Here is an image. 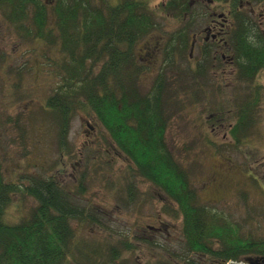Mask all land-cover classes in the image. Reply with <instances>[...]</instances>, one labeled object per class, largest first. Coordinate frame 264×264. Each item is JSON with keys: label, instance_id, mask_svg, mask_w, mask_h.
<instances>
[{"label": "trees", "instance_id": "1", "mask_svg": "<svg viewBox=\"0 0 264 264\" xmlns=\"http://www.w3.org/2000/svg\"><path fill=\"white\" fill-rule=\"evenodd\" d=\"M150 1L0 0V13L23 37L48 45L42 52L45 62L38 65L50 68L55 86L44 110L56 127L61 151H67L63 139L74 113L87 114L105 132L100 137L107 138L125 157L130 170L174 204V216L182 217L185 250L198 260L185 259L186 264H199L200 260L264 264V238L242 235L227 218L200 205L188 173L165 138L172 115L185 106L177 100L187 97L185 77L192 75L196 80L204 75L206 61L214 63L211 55L222 49V44L230 54L232 76L239 83L252 82L264 71V29L251 8L264 0H209L226 9L228 30L221 44L211 40L199 48L202 61L195 69L180 71L178 90L174 91L176 82H168L166 71H176L177 61L193 56L197 38L190 35V26L194 17L187 0H166L157 7L159 11L150 8ZM185 13L190 21H184ZM160 16H173L180 27L166 36L161 69L146 89L141 76L148 67L136 57V45L156 29ZM254 103L258 104L255 98L243 103L231 130L238 143L250 127ZM20 192L32 198L35 206L19 222L8 224L5 210L12 196ZM86 218L84 209L74 205L71 194L56 178H30L24 185L10 183L0 162V264H115V249L108 256L103 248L77 238L71 222Z\"/></svg>", "mask_w": 264, "mask_h": 264}, {"label": "rangeland", "instance_id": "2", "mask_svg": "<svg viewBox=\"0 0 264 264\" xmlns=\"http://www.w3.org/2000/svg\"><path fill=\"white\" fill-rule=\"evenodd\" d=\"M110 1L116 4L119 0ZM164 1L151 0L149 6L159 11L157 7ZM187 1L194 17L190 35L197 38L196 50L191 58L177 61L176 71H166L170 83L179 79L182 69H195L202 61L198 50L212 35L207 27L215 21L229 22L225 8L209 0ZM251 8L264 29V3ZM184 16L185 22L190 21L187 13ZM205 16L211 17L209 21ZM178 27L180 22L173 16H160L156 29L136 45V57L148 67L141 76L146 89L161 69L166 36ZM157 43L160 53L148 59L147 47ZM222 45L211 55L214 63L206 61L204 75L196 80L192 75L185 77L187 97L177 99L185 106L172 115L165 138L174 158L188 173L200 205L227 218L242 235L264 238V71L252 82L239 83L228 64L230 54ZM46 46L39 39L23 37L0 13V162L6 181L24 185L30 178H56L71 194L74 205L86 214L84 222H71L77 238L103 248L108 256L115 249V264L198 261L185 250L182 217L174 216V204L130 170L125 157L107 138L100 137L105 132L94 119L75 112L63 139L67 151L60 150L56 127L44 110L55 87L50 68L38 65L45 62L42 52ZM174 87L172 91L178 90L177 82ZM253 98L258 104L251 110L245 139L238 143L231 130L243 103ZM34 206L33 199L21 192L12 196L4 214L6 223L16 224Z\"/></svg>", "mask_w": 264, "mask_h": 264}, {"label": "flooded vegetation", "instance_id": "3", "mask_svg": "<svg viewBox=\"0 0 264 264\" xmlns=\"http://www.w3.org/2000/svg\"><path fill=\"white\" fill-rule=\"evenodd\" d=\"M216 19H218V17ZM219 19H220V16H219ZM228 26H229V24L226 20L215 21V22L211 23L207 27V31L212 34L211 40H213L215 43L216 42L220 43L223 40V38H224V36L228 30ZM160 50L161 49H160V46L158 43L156 46L147 47V50L145 51L146 57L148 59H150V58L154 59V57L156 58L158 53H160ZM221 58H222V56H221ZM90 132L91 131H88V133H90Z\"/></svg>", "mask_w": 264, "mask_h": 264}, {"label": "water", "instance_id": "4", "mask_svg": "<svg viewBox=\"0 0 264 264\" xmlns=\"http://www.w3.org/2000/svg\"><path fill=\"white\" fill-rule=\"evenodd\" d=\"M192 47H193V45H192Z\"/></svg>", "mask_w": 264, "mask_h": 264}]
</instances>
